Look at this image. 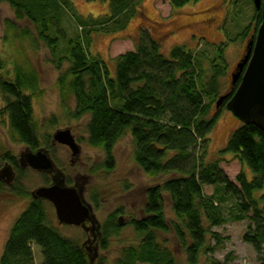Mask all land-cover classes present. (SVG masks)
I'll use <instances>...</instances> for the list:
<instances>
[{
	"label": "trees",
	"instance_id": "obj_1",
	"mask_svg": "<svg viewBox=\"0 0 264 264\" xmlns=\"http://www.w3.org/2000/svg\"><path fill=\"white\" fill-rule=\"evenodd\" d=\"M143 1L111 0L105 8L106 15L87 18L73 15L78 26V36L74 39H69L61 27L62 10L70 7L68 0H0V3H6L13 9L16 19L25 20L31 26L35 42L43 44L57 57L58 68L64 62L69 64L58 83L67 87L73 97L72 118L88 117L87 145L100 149L104 155L101 165L90 172L112 171L114 146L129 133L138 169L150 178L171 175L146 189L142 218L128 222L141 242L137 247L124 249L122 259L116 264H176L173 252L165 245L166 240L159 242L160 237L168 234L174 236L188 264H197L203 250L206 254L222 250L223 238L210 232L211 228L225 223L214 197L218 202L224 198L235 200L240 214L237 221L251 214L242 240L253 249L259 264H264V133L242 124L223 150L250 170V180L242 171L233 183L220 169L219 162L204 164L208 137L225 108L220 106L216 109L220 112L209 116V103L215 102L216 108L221 97L218 81L227 74L223 50L209 61L211 75L206 78L208 70L204 61L207 59L201 53L176 47L168 58L163 57L159 42L152 39L142 25L135 35V51L115 57L114 75L100 59L89 53L94 39L125 31L135 18L143 20ZM167 1L174 10L200 0ZM256 18L252 36L260 24V14ZM28 30H23L21 36H30ZM60 40L66 42L65 54L58 47ZM2 69L0 65V72ZM38 82L35 72L21 65L16 66L12 80L0 77V93L11 129L20 142L32 149L38 147V139L32 124L31 98L23 92H35ZM2 159L18 168L8 154ZM19 175L15 183L6 187L17 195H24L17 183ZM0 186L5 185L0 182ZM204 187H215L214 197H206ZM257 194L261 195L256 197ZM45 204L35 198L16 219L0 264H35L33 246L41 250L42 264H91L87 247L63 238L47 224ZM166 204H169V212ZM120 214L121 211L112 213L102 226L101 250L105 249L106 239L118 236ZM204 220L208 222L207 229L203 226ZM208 236L214 246L205 248ZM209 262L220 264L212 259ZM96 264H105L104 259Z\"/></svg>",
	"mask_w": 264,
	"mask_h": 264
},
{
	"label": "rangeland",
	"instance_id": "obj_2",
	"mask_svg": "<svg viewBox=\"0 0 264 264\" xmlns=\"http://www.w3.org/2000/svg\"><path fill=\"white\" fill-rule=\"evenodd\" d=\"M110 1L68 0L70 7L67 6L62 10L61 22V27L68 38L74 39L78 36V26L72 18L73 15L81 18L106 15L105 8L109 6ZM141 13L143 20L135 18L125 31L103 34L91 43L90 55L100 59L110 74L114 75L116 56L135 51L132 45L142 25L150 37L159 42L160 54L166 58L176 47L193 53L198 52L207 59L204 61V67L208 70L209 61L222 49L227 64V74L218 81L219 95L230 93V75L244 54V47L253 37L257 24L258 12L252 0H200L174 10L167 0H144ZM31 29L25 20L15 18L13 9L6 3H0V65L3 66L0 77L12 80L16 66L21 65L33 70L39 81L35 92H23V95L31 98L32 124L38 139V147L35 149L20 142L12 131L8 115L4 111V97L0 93V168L5 163H9L2 159L4 154L14 158L17 169L23 172L13 168L9 163L15 170L13 183L20 174L17 183L25 192L24 195H17L9 187L0 186V257L16 219L26 210L29 203L35 200V191L48 183V186L59 184L79 190L81 200L90 208L91 219L97 227V240L92 244L91 225L88 222L80 227L60 225L53 207L45 202L47 224L63 238L79 243L82 248H91L88 256L91 264H96L101 258L104 259L105 264H116L117 260L122 259L124 249L137 247L141 242L128 222L133 218L138 220L142 218L146 189L162 183L171 175H159L153 178L144 175L135 165L134 145L129 133H126L114 146V169L108 173L101 170L90 172L101 165L104 155L100 149L87 145L88 117L79 120L72 118L75 107L73 97L67 87L58 83L68 70L69 64L64 62L58 68L57 57L52 56L43 44L35 42L34 31ZM23 30L30 31V36L22 37ZM246 30L247 36L242 37ZM64 42L60 40L58 44L62 54H65L67 49ZM205 75V78L210 76L211 71L208 70ZM208 103L206 100L205 104ZM209 104L211 117L219 110H216L215 102ZM220 113L208 137L209 146L204 164L219 162L220 169L233 183L242 171L250 180L252 178L250 170L232 154L223 153L231 135L242 127V123L235 120L226 108ZM63 130H71L72 137L80 149L75 157H72L70 151L61 147L63 145L53 142L56 132ZM38 151L45 153L48 158H53L51 172H35L25 166L24 155ZM215 189V187H204V195L214 197ZM260 195L257 194L256 197ZM214 200L225 223L211 228L210 232L217 233L223 238L222 250L214 254H206L203 250L197 264H210L211 259L220 264L225 262L259 264L253 249L242 240L251 214L243 217L242 221H237L236 218L240 214L233 198H224L218 202L214 197ZM166 209L169 212V204H166ZM117 211L122 213L118 216L122 220L121 230L118 236L106 239L105 249L101 250V235L104 233L102 226L108 216ZM203 226L207 229L208 222L204 220ZM163 239L166 240V247L173 252L176 264H188L186 255L177 245L174 236L168 234L160 237L159 242H163ZM212 246L214 242L208 236L205 248ZM33 257L35 264L43 263L41 250L37 246H33Z\"/></svg>",
	"mask_w": 264,
	"mask_h": 264
},
{
	"label": "water",
	"instance_id": "obj_3",
	"mask_svg": "<svg viewBox=\"0 0 264 264\" xmlns=\"http://www.w3.org/2000/svg\"><path fill=\"white\" fill-rule=\"evenodd\" d=\"M256 12L260 13L261 21L247 46L243 58L236 64L231 75V85L237 88L225 108L235 120L243 125L256 127L264 133V0H252ZM221 96L216 102V109L226 100ZM53 142L69 149L72 157L79 153V147L69 130L58 131ZM25 166L35 172L48 173L53 169L52 162L43 152H28L23 157ZM15 181V173L9 163L0 168V182L10 186ZM34 198L48 202L54 209L56 220L60 225L80 227L90 223L92 244L97 240V227L91 219L90 208L81 200L79 190L73 187L52 184L38 188ZM122 225L121 218L118 219ZM91 244V245H92ZM90 253L91 248H86Z\"/></svg>",
	"mask_w": 264,
	"mask_h": 264
},
{
	"label": "flooded vegetation",
	"instance_id": "obj_4",
	"mask_svg": "<svg viewBox=\"0 0 264 264\" xmlns=\"http://www.w3.org/2000/svg\"><path fill=\"white\" fill-rule=\"evenodd\" d=\"M260 13H258V15H259ZM246 47V46H245ZM244 47V48H245ZM245 53H246V50L244 51V54L242 55V57H241V59L243 58V56L245 55ZM240 59V60H241ZM236 66V65H235ZM235 72V67L233 68V72L231 73V75L233 74ZM231 75H230V82H229V86H230V93L229 94H227V95H223V96H226L227 98H229V96L232 94V91H233V89H236L237 88V85L238 84H236V85H234V86H232L231 85ZM233 95V94H232ZM227 98H226V100H224V102L221 104V106H226V103L230 100V99H228L227 100ZM231 98V97H230ZM70 131V133H71V130H69ZM71 135H72V133H71ZM52 146H54V144H52ZM59 146V145H58ZM61 147H63L65 150H67V151H69V149L67 148V147H64V146H61ZM50 158V157H49ZM50 160L52 161V163L54 164V161H53V158L51 157L50 158ZM71 164H72V161H71Z\"/></svg>",
	"mask_w": 264,
	"mask_h": 264
},
{
	"label": "crops",
	"instance_id": "obj_5",
	"mask_svg": "<svg viewBox=\"0 0 264 264\" xmlns=\"http://www.w3.org/2000/svg\"><path fill=\"white\" fill-rule=\"evenodd\" d=\"M135 42H136V37L134 38V44H135ZM134 44L132 45V46H133V48H134Z\"/></svg>",
	"mask_w": 264,
	"mask_h": 264
}]
</instances>
